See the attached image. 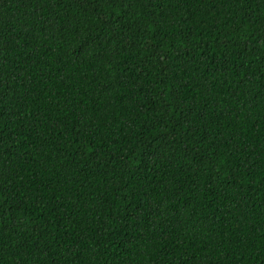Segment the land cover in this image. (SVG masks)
Here are the masks:
<instances>
[{
	"label": "trees",
	"instance_id": "trees-1",
	"mask_svg": "<svg viewBox=\"0 0 264 264\" xmlns=\"http://www.w3.org/2000/svg\"><path fill=\"white\" fill-rule=\"evenodd\" d=\"M0 264H264V0H0Z\"/></svg>",
	"mask_w": 264,
	"mask_h": 264
}]
</instances>
